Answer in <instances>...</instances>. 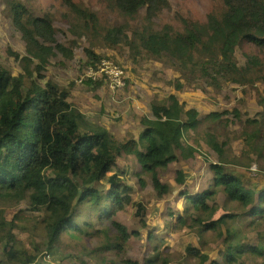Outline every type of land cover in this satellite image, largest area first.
Instances as JSON below:
<instances>
[{"label":"trees","instance_id":"16d2710c","mask_svg":"<svg viewBox=\"0 0 264 264\" xmlns=\"http://www.w3.org/2000/svg\"><path fill=\"white\" fill-rule=\"evenodd\" d=\"M59 1L68 9L72 43H88L84 67L102 59L117 63L96 45L122 47L133 63L157 60L187 71L189 76L169 81L176 92L192 77L219 88L228 100L234 97L237 105L231 112L200 113L183 109L175 94L154 98L152 115L139 118V134L126 129L119 138L82 112L76 84L42 73L47 65H63L60 54L72 52L59 38L63 30L54 15L25 0H7L3 11L24 51L8 50L12 61L0 54V205H7L0 208V264H264V186H249L233 172L243 165L256 166L258 179L264 174V92H256L264 85V0H215L218 8L205 20L175 11L179 25L161 27L156 22L174 11L172 0ZM247 43L256 52L238 65L236 54ZM105 83L110 86L100 75L79 86L100 91ZM237 91L246 101L250 95L257 99L255 115L242 114L246 102ZM229 123L240 135L218 137L217 126ZM204 146L215 161L207 158L205 169L196 166V172L203 169L202 185L191 187L187 175L195 176L187 164ZM120 160L128 162L126 171ZM172 166H178L174 184L182 191L168 215L176 216L179 237L198 240L197 247L189 243L176 257L168 254L170 237L150 230L148 204L136 199V185L127 177L131 167L141 187L152 184L160 200L171 192L165 174ZM220 197L240 211H223L228 207L219 204ZM129 210L131 222L125 223L122 216ZM142 236L146 251L134 258L128 252ZM67 237L93 245L95 258L88 248L64 250Z\"/></svg>","mask_w":264,"mask_h":264},{"label":"rangeland","instance_id":"374dc122","mask_svg":"<svg viewBox=\"0 0 264 264\" xmlns=\"http://www.w3.org/2000/svg\"><path fill=\"white\" fill-rule=\"evenodd\" d=\"M29 4L34 5L39 10L45 13H51L54 15L55 24L60 27L63 32H59V38L66 44V47L72 52L68 51L66 53L60 54V60L64 62L63 65L59 67L46 66V70L42 71L46 76L49 73H53L56 76L68 77L73 74L78 73L81 69H84L85 60L87 59L86 52L84 47L88 46V43L81 40L78 45L72 43L73 36L68 31V9L66 6L59 0H25ZM79 1V0H75ZM92 5H97V0H86ZM174 5V11L164 12L159 20H157L156 25L161 27L165 23L174 24L176 26L179 23L175 18V11H181L185 16L192 17L198 20H205L209 13L214 12L218 8V3L215 0H172ZM7 0H0V54L3 60L12 61L6 56V52L9 51H24V42L20 37L14 34L13 27L10 23V18L6 15L3 10H6ZM97 52L102 53L104 57L114 58L118 64L123 66L124 71L129 79V83L122 91H114L110 86L105 83L104 88L98 91V89L87 90V85L83 88L76 84L75 89H79L78 95L75 98V102L80 109H83L82 112L87 114V117L90 121L100 120L102 123H106L111 132L117 136L121 137L122 133L126 130H133L132 133L138 135L141 131L140 125V116L141 115H152L151 112V102L154 98L158 99H167L171 94H175L183 100V109L186 111L189 108H196L200 113H207L210 111H220V112H231L236 108V101L228 100L226 96L221 92L219 88H212L205 82H200L192 77H188L187 88L182 92H176L175 88L169 84V81L178 78L180 76H189L188 72L177 67L163 66V64L157 60H141L140 63H133L129 58L128 52H122V47L113 49H106L101 47V45H96ZM252 52H256V49L250 47V44L247 43L242 49H240L235 57V63L241 65L242 62L246 59V55ZM18 63V62H17ZM19 65V63H18ZM153 67V70L147 69L146 67ZM18 70L17 66H12ZM20 67V65H19ZM20 69V68H19ZM160 72V73H159ZM119 75L121 72H117ZM264 84V83H260ZM126 85V84H125ZM120 85V87L125 86ZM198 87V89L193 90V86ZM263 89L257 87L256 92L263 91ZM196 87V88H197ZM74 90V89H73ZM236 95L239 99H242V94L240 91L236 92ZM99 97V98H97ZM244 100V99H242ZM246 103L244 106H240L242 114L247 112L252 116L255 115L260 109L257 105V99L253 96H249L248 101L244 100ZM114 115L112 117L109 116ZM207 124V123H206ZM214 125H217L214 124ZM218 137L224 136L229 137H238L240 132H238L236 126L229 123L228 126H217ZM113 135V136H114ZM235 139V138H234ZM191 146L195 142V137L192 136L190 140ZM201 151L197 152L195 159L191 160L187 165L188 171L192 172L191 178L187 172V180L191 182V187H200L202 184L199 181L198 175L203 169L208 165L207 158L213 159L215 161V155L207 149V147L200 148ZM131 158H135L131 156ZM120 165L127 170V164L125 160L119 161ZM196 166H200V171H195ZM178 166H172V170L165 174V179L170 185L171 192L166 196V198L158 199L154 196L152 184L147 183L145 188H142L139 184L132 168L129 167L128 179L136 185V191L134 193L137 200L143 199L148 204L149 209V218L152 223L150 230L155 231L156 233L163 232V237L161 239L170 237L167 243L170 244L168 249V254L173 253V256H178L179 253H186V249L189 243L193 246H198L197 238L192 235H186L185 238L179 237V234L182 233L181 228H176L177 220L176 216L173 218L169 214L170 209H173L177 206V202L180 199L181 185L174 184L175 181V170ZM233 172L237 175L244 177L246 184L252 186L254 184L263 185L261 181H264V174L260 176V180L257 175V167L253 166L247 168L243 165H238L233 167ZM214 173H211L212 177ZM256 175V176H255ZM187 181V182H188ZM256 187H260L257 185ZM225 198H219V204L224 207V210H234L239 212L240 208L236 205L229 202V204L224 203ZM6 204H1L0 208L6 207ZM8 207H13L8 205ZM230 207V208H229ZM132 218V211L129 210L122 216V219L125 223H130ZM168 222V225H167ZM240 220L236 223L238 224ZM167 227V229H166ZM159 236L160 233L158 234ZM264 236V232H263ZM76 240L67 237L63 240L64 250L75 249L81 250L83 248H88L90 253L92 252L93 245L89 246L86 242L75 238ZM254 242H258L253 238ZM147 242L143 236L138 239V242L133 241L132 248L128 254L134 258H141L146 247H143L141 244ZM219 242L217 246H219ZM167 246V245H166ZM216 246V247H217ZM166 250V248H165ZM47 259L53 260L54 256L49 255L46 252L43 254ZM92 257L95 258L94 254Z\"/></svg>","mask_w":264,"mask_h":264},{"label":"built area","instance_id":"2783aa9c","mask_svg":"<svg viewBox=\"0 0 264 264\" xmlns=\"http://www.w3.org/2000/svg\"><path fill=\"white\" fill-rule=\"evenodd\" d=\"M117 72H121L120 75ZM100 75H106L110 86L116 89H122L128 83L123 70L110 60H101L97 64L90 66L83 74L74 75L73 77L75 83L78 84L83 80L95 79ZM120 85L125 86L120 87Z\"/></svg>","mask_w":264,"mask_h":264},{"label":"clouds","instance_id":"9594fccd","mask_svg":"<svg viewBox=\"0 0 264 264\" xmlns=\"http://www.w3.org/2000/svg\"><path fill=\"white\" fill-rule=\"evenodd\" d=\"M102 60H110V61H112L113 63H115L119 68H121L116 62H114L113 60H111V59H102ZM101 61V60H100ZM95 64H97V63H91V64H89L87 67H84V69L81 71V72H78V73H76V74H73V75H71V76H68V77H63V76H56V79H57V81H59V82H62V83H74V84H77V83H75V81H74V75H81V74H83L86 70H88L89 69V67L90 66H92V65H95ZM122 70H123V72H124V74L126 75V72L124 71V69L123 68H121ZM79 85L81 84V83H78ZM128 84V83H127ZM127 86V85H126ZM125 86V87H126ZM124 87V88H125ZM123 89V88H122Z\"/></svg>","mask_w":264,"mask_h":264}]
</instances>
